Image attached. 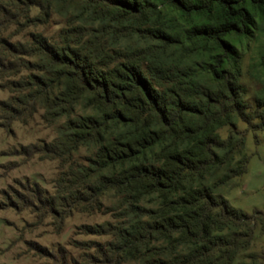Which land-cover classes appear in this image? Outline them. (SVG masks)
Wrapping results in <instances>:
<instances>
[{"label": "trees", "instance_id": "1", "mask_svg": "<svg viewBox=\"0 0 264 264\" xmlns=\"http://www.w3.org/2000/svg\"><path fill=\"white\" fill-rule=\"evenodd\" d=\"M60 2L80 4V24L60 41L37 38L21 50L39 58L42 73L23 105L34 110L52 101L68 117L64 139L44 150L50 157L95 146L91 167L76 179L85 195L69 192L74 205L100 209L108 189L124 198L132 218L115 236L125 259L160 243L159 264H237L240 254L238 264H264V248L249 251L264 212L234 208L220 192L248 171V130H264V42L253 103L241 82V46L257 32L264 37V0L33 5L50 16ZM79 105L88 113L72 118Z\"/></svg>", "mask_w": 264, "mask_h": 264}, {"label": "rangeland", "instance_id": "2", "mask_svg": "<svg viewBox=\"0 0 264 264\" xmlns=\"http://www.w3.org/2000/svg\"><path fill=\"white\" fill-rule=\"evenodd\" d=\"M26 1L0 0V264H159L160 243L130 259L116 251L115 232L132 217H126L127 205L115 190L103 193L100 209L80 210L74 205L75 195L69 197L71 188L78 198L85 195L76 179L84 176L83 168L91 167L93 144L64 159L44 151L64 139L68 117L51 109L52 101H41L34 110L23 105V96L42 73L34 65L40 62L38 57L20 52L34 45L33 39L60 41L64 30L80 24V4L60 2L49 16L33 5L38 0H28L30 6ZM262 42L264 37L257 32L241 46V82L249 103L261 89L255 77L261 74L257 64ZM87 113L79 105L72 118ZM238 128L246 131L248 126L239 121ZM227 132L223 128L221 135ZM244 152L250 156L247 173L220 192L234 208L249 214L264 212V130H248ZM73 171L76 178L70 176ZM146 206L151 208L153 203ZM263 248L264 229L258 223L249 251ZM242 261L240 254L237 264Z\"/></svg>", "mask_w": 264, "mask_h": 264}]
</instances>
